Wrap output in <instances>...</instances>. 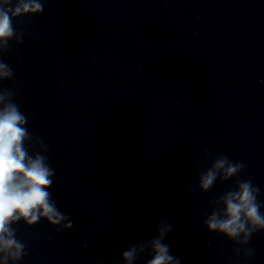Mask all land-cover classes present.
I'll return each instance as SVG.
<instances>
[{
    "label": "clouds",
    "instance_id": "obj_1",
    "mask_svg": "<svg viewBox=\"0 0 264 264\" xmlns=\"http://www.w3.org/2000/svg\"><path fill=\"white\" fill-rule=\"evenodd\" d=\"M43 12L42 0H0V56L12 50L11 41L17 45L24 42L23 31H18L13 21ZM14 78L13 68L0 59V81ZM14 97L13 90L0 89V264H18L27 255L26 246L17 238L13 225L23 222L30 227L46 220L51 226H58V232L73 227V222L59 211L48 190L55 175L45 155L48 146L25 127L27 117L14 102ZM37 147L38 151L30 153V149ZM210 155L205 149V160ZM196 167L197 187L207 193L217 180L226 182L237 177L245 165L230 160L227 155H218L207 169L201 170V164ZM259 194L260 188L250 180L236 179L234 188L209 201L212 211L203 224L209 233L222 235L239 246L248 245L255 233L264 231V212L261 211L264 203L257 199ZM156 230V236L122 252L123 264H136L141 256L148 257L144 264H180L179 258L170 254L169 245L164 243L172 231L166 217L157 224ZM235 252L239 256L241 248ZM253 254L254 249L243 247L245 258Z\"/></svg>",
    "mask_w": 264,
    "mask_h": 264
}]
</instances>
